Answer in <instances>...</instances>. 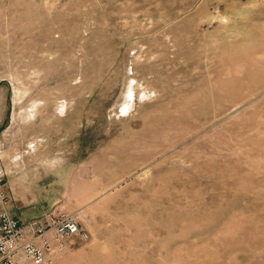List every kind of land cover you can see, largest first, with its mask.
Here are the masks:
<instances>
[{"label": "rangeland", "instance_id": "374dc122", "mask_svg": "<svg viewBox=\"0 0 264 264\" xmlns=\"http://www.w3.org/2000/svg\"><path fill=\"white\" fill-rule=\"evenodd\" d=\"M0 166L45 264H264V0H0Z\"/></svg>", "mask_w": 264, "mask_h": 264}, {"label": "built area", "instance_id": "2783aa9c", "mask_svg": "<svg viewBox=\"0 0 264 264\" xmlns=\"http://www.w3.org/2000/svg\"><path fill=\"white\" fill-rule=\"evenodd\" d=\"M7 173L0 166V264H45L55 244L87 241L76 218L54 208L28 220L13 217Z\"/></svg>", "mask_w": 264, "mask_h": 264}, {"label": "crops", "instance_id": "0c3cea01", "mask_svg": "<svg viewBox=\"0 0 264 264\" xmlns=\"http://www.w3.org/2000/svg\"><path fill=\"white\" fill-rule=\"evenodd\" d=\"M7 188L9 190V194L12 200V205L10 206V211L14 210L13 207V201H16V208H15V212H12V216L19 219V220H28L29 218L38 216L41 214L42 211H38L37 214L34 213L33 216L29 217V218H25L26 215H28L29 213H32L34 211H29V202H28V196L26 194V192L24 191V187L23 184H21L20 189H14V184L12 182L7 183Z\"/></svg>", "mask_w": 264, "mask_h": 264}]
</instances>
